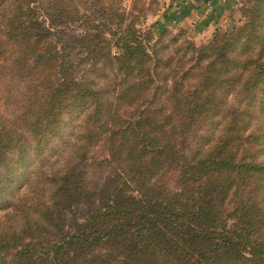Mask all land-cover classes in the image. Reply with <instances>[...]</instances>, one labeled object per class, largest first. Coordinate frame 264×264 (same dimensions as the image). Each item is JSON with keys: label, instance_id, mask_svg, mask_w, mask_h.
<instances>
[{"label": "trees", "instance_id": "trees-1", "mask_svg": "<svg viewBox=\"0 0 264 264\" xmlns=\"http://www.w3.org/2000/svg\"><path fill=\"white\" fill-rule=\"evenodd\" d=\"M123 2L0 0V264H264L252 9L195 45Z\"/></svg>", "mask_w": 264, "mask_h": 264}, {"label": "rangeland", "instance_id": "rangeland-1", "mask_svg": "<svg viewBox=\"0 0 264 264\" xmlns=\"http://www.w3.org/2000/svg\"><path fill=\"white\" fill-rule=\"evenodd\" d=\"M128 1L124 0L125 7ZM149 9L145 12V17L141 19V26H150L153 38L160 34H176L179 30L183 31V36L195 45L204 43L210 38L214 29L229 30L232 27L241 25L247 19L246 12H250V20L254 19V34L262 39L264 45V0H214V2L203 3L204 12L200 16L192 15L189 17V10L184 6L183 0H141ZM183 10L184 18H187L186 27L178 26L173 23L174 8ZM197 7V6H196ZM206 8L211 9L208 11ZM190 19H195L190 22ZM6 210L0 211V216Z\"/></svg>", "mask_w": 264, "mask_h": 264}, {"label": "crops", "instance_id": "crops-1", "mask_svg": "<svg viewBox=\"0 0 264 264\" xmlns=\"http://www.w3.org/2000/svg\"><path fill=\"white\" fill-rule=\"evenodd\" d=\"M209 2H214V0H183L184 6L186 7V9L189 10V17L192 18V15H196V16H200L203 12H204V8L206 6L203 5V3H209ZM197 6V7H196ZM176 9L174 11L175 17H173V23L178 25V26H182V27H186L187 23V18H184V15L182 14L183 10L180 8H174ZM208 11H210L211 9L206 8ZM190 22H194L195 19H190Z\"/></svg>", "mask_w": 264, "mask_h": 264}]
</instances>
